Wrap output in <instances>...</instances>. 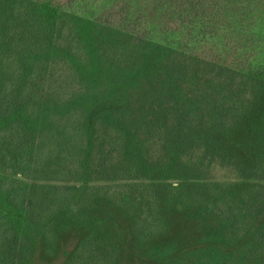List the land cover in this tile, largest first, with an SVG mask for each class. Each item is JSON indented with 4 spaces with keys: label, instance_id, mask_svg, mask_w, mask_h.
<instances>
[{
    "label": "trees",
    "instance_id": "trees-1",
    "mask_svg": "<svg viewBox=\"0 0 264 264\" xmlns=\"http://www.w3.org/2000/svg\"><path fill=\"white\" fill-rule=\"evenodd\" d=\"M225 1L120 0L94 19L50 0H0V172L14 177L6 183L12 209L0 217V264H28L33 253L9 219L40 227L72 196L51 197L39 179L173 171L189 189L197 181L194 167L206 159L227 160L233 148L252 155L261 149L264 68L234 70L195 49L207 38L216 43L223 25L226 47L244 38L255 45L254 59L264 51V0ZM109 5L104 0L98 11ZM111 13L118 23L110 24ZM144 18L149 29L140 36L136 25ZM157 179L148 185L158 190L149 199L155 213L141 220L144 226L163 221L169 205ZM145 182L134 180L119 195L136 223ZM255 244L243 250V264H264V229ZM86 245L78 264H112L98 259L106 248Z\"/></svg>",
    "mask_w": 264,
    "mask_h": 264
},
{
    "label": "rangeland",
    "instance_id": "rangeland-1",
    "mask_svg": "<svg viewBox=\"0 0 264 264\" xmlns=\"http://www.w3.org/2000/svg\"><path fill=\"white\" fill-rule=\"evenodd\" d=\"M50 1L69 8V12L76 16L83 15V11L93 13L94 19L120 3V0H108L110 5L107 9L98 11L104 0ZM220 2L227 3L225 0ZM83 4L87 7L84 8ZM226 18L228 16L222 17L221 22H226ZM108 19L110 24L119 22L113 13ZM146 21L144 18L136 25L140 36L149 29L143 28ZM221 26L216 43L207 38L195 48L196 51L234 70L244 71L247 67L261 69L260 65L263 69V49L257 50V60L254 59L255 45L245 42L244 38L226 47L222 43L225 33ZM148 35L152 37V34ZM171 36L177 43L180 41V31L176 27L172 29ZM63 39L68 47L71 36L65 33ZM225 40L230 42V38ZM205 42L206 45L202 46ZM192 50L188 48L186 51ZM117 56L116 60H122L120 55ZM261 146L255 155L239 147L240 150L233 148V157L227 160L206 159L205 163L194 167L198 172L192 189L182 186V183L180 187L173 171L158 177L122 173L116 179L95 175L71 180L39 179L37 183L48 185L45 192L51 193V197L63 193L72 196L61 205L63 208H53L54 212L57 211L55 216L40 227L32 228L30 223L17 219H9L7 223L26 234L31 241L33 253L28 264H78L80 254L85 255L86 244L90 241L106 248L100 250L99 261H112V264H243V250L250 246L258 247L255 243L260 240L264 229V142ZM139 178L146 181L142 189L147 197L137 224L134 214L118 202L121 200L119 195L127 194L132 182ZM156 178L159 179L155 185L167 189L169 205L161 211L163 221L158 224L152 221L144 226L141 220L151 219L150 215L155 213L149 199L151 192L158 190L148 185ZM13 180L9 171L0 172V217H3V211L12 209L7 200L6 183ZM85 182L88 183L87 188L84 187ZM78 187L79 190L76 189ZM138 191L143 192L141 189ZM190 203L192 207H188Z\"/></svg>",
    "mask_w": 264,
    "mask_h": 264
}]
</instances>
